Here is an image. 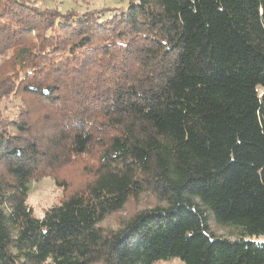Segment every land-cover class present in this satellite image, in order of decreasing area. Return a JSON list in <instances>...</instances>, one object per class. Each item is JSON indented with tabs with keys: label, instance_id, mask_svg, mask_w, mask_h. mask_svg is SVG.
<instances>
[{
	"label": "trees",
	"instance_id": "1",
	"mask_svg": "<svg viewBox=\"0 0 264 264\" xmlns=\"http://www.w3.org/2000/svg\"><path fill=\"white\" fill-rule=\"evenodd\" d=\"M50 1L0 0V264H264V0Z\"/></svg>",
	"mask_w": 264,
	"mask_h": 264
},
{
	"label": "rangeland",
	"instance_id": "2",
	"mask_svg": "<svg viewBox=\"0 0 264 264\" xmlns=\"http://www.w3.org/2000/svg\"><path fill=\"white\" fill-rule=\"evenodd\" d=\"M58 3H62L61 9L66 10L69 8H73L79 12H86L87 10H101V9H118L119 11H124L129 3L134 0H56ZM52 1L48 0L47 4L50 5ZM114 12H108L105 17H112ZM12 105V109H14V113L12 114V118L16 117L19 113V104L18 102H14ZM89 160V159H86ZM88 161L85 160L77 161L74 165L67 167L66 169L61 170L62 177L66 179L68 182L69 190H79L83 189L93 177V174H90L89 170L85 169ZM89 164V163H88ZM60 175V177H61ZM67 187V188H68ZM62 189L55 185L54 179L52 177H42L37 179L31 184V193L29 197V202L36 210V216H41V211L43 208L49 207L53 203L59 200L62 195ZM139 205L130 204L124 212L120 214L111 216L106 220L103 224L106 228H118L121 220L128 218L131 214H133ZM209 227L210 229L217 235H227L223 229L217 228L215 226V220L212 213H209ZM230 239V238H229ZM235 238H231L234 240ZM260 242L264 243V236L258 239ZM164 264H182L178 260H174L172 262H167Z\"/></svg>",
	"mask_w": 264,
	"mask_h": 264
}]
</instances>
